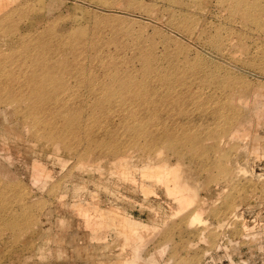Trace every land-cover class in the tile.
Here are the masks:
<instances>
[{
  "label": "rangeland",
  "instance_id": "1",
  "mask_svg": "<svg viewBox=\"0 0 264 264\" xmlns=\"http://www.w3.org/2000/svg\"><path fill=\"white\" fill-rule=\"evenodd\" d=\"M0 264H264V0H0Z\"/></svg>",
  "mask_w": 264,
  "mask_h": 264
},
{
  "label": "bare ground",
  "instance_id": "2",
  "mask_svg": "<svg viewBox=\"0 0 264 264\" xmlns=\"http://www.w3.org/2000/svg\"><path fill=\"white\" fill-rule=\"evenodd\" d=\"M83 35H85V33H83ZM162 162H164V161H162ZM161 162V163H162ZM165 163V162H164ZM164 163H162V164H164ZM167 163V162H166ZM166 166H167V164H166ZM168 168V169H167ZM155 170L157 171V172H174V171H172L169 167H165V164H164V166H160V167H156L155 168ZM159 175H160V173H159ZM160 177H162V175H160ZM163 178H164V176H163ZM177 187H180L179 185L177 186L176 185V188ZM183 189L180 187L177 191L178 192H180V191H182ZM179 194H181L180 195V197H179V200L181 201L182 200V202L183 203H185V200H186V198H187V196H186V198H185V196H184V193H179ZM152 258V257H151Z\"/></svg>",
  "mask_w": 264,
  "mask_h": 264
}]
</instances>
